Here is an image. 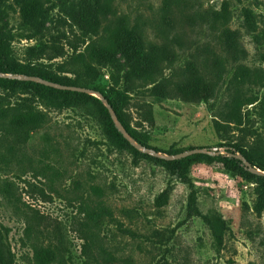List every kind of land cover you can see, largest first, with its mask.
I'll list each match as a JSON object with an SVG mask.
<instances>
[{"label": "rangeland", "instance_id": "1", "mask_svg": "<svg viewBox=\"0 0 264 264\" xmlns=\"http://www.w3.org/2000/svg\"><path fill=\"white\" fill-rule=\"evenodd\" d=\"M75 1L40 0L47 22L33 39L14 0L0 1V44L18 61L51 65L115 89L126 103V122L149 147L142 154L155 157L157 149L163 156L176 150L228 155L221 147L226 143L264 149V0H193L194 11L207 22L177 29L193 45L177 50L174 74L178 78L188 66L208 75L220 72L222 82L207 102L157 98L147 89L125 94L127 68L120 55V68L77 58L70 43L80 45L78 54L90 42L82 45V36L66 22ZM164 1L115 4L131 24L138 18L151 22L149 32L160 41L166 32ZM238 74L246 75L238 88L255 102L243 107L241 125L228 124L219 134L215 121L232 111L231 81ZM11 108L39 111L46 122L24 143L0 128V264H37L35 250L42 248L54 250L61 264H264L263 179L232 174L216 162H194L189 186L150 158L117 149L96 111L58 109L0 87L1 113ZM192 190L196 202L189 210ZM204 217L223 221L220 249ZM177 225L171 238L167 231ZM92 233L96 238L86 254Z\"/></svg>", "mask_w": 264, "mask_h": 264}, {"label": "trees", "instance_id": "2", "mask_svg": "<svg viewBox=\"0 0 264 264\" xmlns=\"http://www.w3.org/2000/svg\"><path fill=\"white\" fill-rule=\"evenodd\" d=\"M2 1V0H0ZM116 0H76L75 4L67 15L66 22L72 30L81 36L82 45L90 42L83 53H78L80 45L70 43L74 53L80 59H87L91 64H103L113 68H120L117 65V56L120 55L125 62L127 70L122 77L123 91L131 94L139 89H147L153 97L163 99H176L188 102H198L212 99L222 82L220 72L208 75L196 66H188L183 69V74L178 78L174 74L175 63L178 61L177 50H190L193 42L190 36L181 33L180 25L189 22L191 26L205 23V16L197 13L193 9V0H165L161 8L163 16L162 23L164 37L160 41L154 40V32H149L152 23L146 22L143 18H138L131 24L127 15L121 14L115 4ZM19 6L23 22L32 29L35 35L30 39L43 34L46 25V12L40 0H14ZM227 12L223 15V26H227ZM180 27V28H178ZM168 28L174 30L171 35ZM154 29V28H152ZM178 29V30H177ZM176 30V31H175ZM154 31V30H153ZM75 32V33H76ZM222 35L224 32L222 31ZM154 37V38H151ZM6 43L0 44V87L4 90L23 92L31 95L35 101L47 102L51 107L64 108H88L96 111L102 124L107 129L110 138L119 150H129L132 153L150 158L157 165L164 166L174 171L177 177L185 184L192 186L189 178V168L194 162L219 163L232 174H243L249 178L259 177L264 180V149L260 147L245 146L239 143H226L221 147L226 149L228 155L218 153H197L179 160H166L163 157H150L137 149L116 126V123L107 107L98 98L85 93L65 91L53 88L43 82L30 80L39 79L63 86L82 87L98 92L106 100L114 112L118 122L124 131L133 138L141 147H149L142 143L134 134L130 125L126 122L123 114L124 99H117L115 89L100 88L94 85L93 81H86L81 75L68 76L62 71L53 69L51 65L24 63L8 55ZM61 56V55H58ZM52 58L51 60H53ZM89 65V64H88ZM89 67H92L89 65ZM169 72V73H167ZM8 75L12 77H8ZM18 77H26L20 79ZM245 74L236 75L231 85L235 89V97L232 101V111L229 115L215 121V128L221 134L224 126L228 124H242V109L244 106L254 104V100L244 95L238 88ZM118 83V80L116 81ZM13 111V112H12ZM6 115L0 111L1 133L14 136L21 143L26 142L30 132L39 129L45 124V116L36 110L22 113L17 109H9ZM186 150H176L164 153L170 156L178 155ZM154 152L161 151L154 149ZM163 153V152H162ZM240 155L241 158L237 157ZM260 170L262 173L251 171ZM193 188V187H192ZM196 202L195 192L192 190L189 197V210ZM205 222L210 226L215 245L218 249L223 243V221L215 217L209 219L204 217ZM181 225L168 230L170 237L176 234ZM96 235L92 233L90 239H86L84 252L91 254V245L94 243ZM35 260L37 264L60 263L57 254L50 248L35 250Z\"/></svg>", "mask_w": 264, "mask_h": 264}, {"label": "water", "instance_id": "3", "mask_svg": "<svg viewBox=\"0 0 264 264\" xmlns=\"http://www.w3.org/2000/svg\"><path fill=\"white\" fill-rule=\"evenodd\" d=\"M8 77H12L10 75H8ZM12 78H16V77H12ZM20 79H27L26 77H18ZM30 80H33V81H37V82H43L45 83L46 85L48 86H51L53 88H56V89H59V90H65V91H74V92H79V93H85V94H89V95H92V96H98L99 99L103 102V104L105 105V107H107L116 123V126L122 131V133L124 134V136L135 146L137 147V149H139L140 151L142 152H146L147 149L146 148H143L141 147L139 144H137L123 129V127L121 126V124L118 122L114 112L112 111L111 107L108 105V103L106 102V100L102 97V95L98 92H95V91H92V90H89V89H85V88H82V87H73V86H63V85H58V84H54V83H50V82H44V81H41L39 79H35V78H29ZM197 153H204L200 150H190V151H187V152H183V153H180L178 155H174V156H163L161 155L160 153H156V152H152V154L154 156H157V157H163L165 158L166 160H179V159H182V158H186L188 156H191V155H194V154H197ZM239 158H241V156H237ZM251 171H253V169H251Z\"/></svg>", "mask_w": 264, "mask_h": 264}]
</instances>
